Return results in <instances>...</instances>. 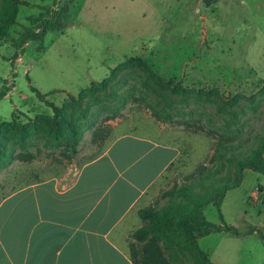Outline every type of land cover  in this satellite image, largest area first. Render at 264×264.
<instances>
[{"label": "rangeland", "instance_id": "374dc122", "mask_svg": "<svg viewBox=\"0 0 264 264\" xmlns=\"http://www.w3.org/2000/svg\"><path fill=\"white\" fill-rule=\"evenodd\" d=\"M23 1L29 5H19L17 23L0 42V90L8 89L0 102V147L37 153L43 141V153L0 172V200L47 179L72 182L120 136L162 137L180 147L181 157L152 192L151 206L164 205V193L200 167L215 166L221 184L239 183L222 203L224 222L264 232V174L237 165L264 141V0H218L210 7L203 0H76L68 26L47 33L43 50L31 42L18 51L11 39L50 4ZM10 6L0 0V25ZM123 63L132 66L111 80ZM32 88L52 93L48 101L81 127L78 154L72 155L67 127H53V109ZM88 88L95 95L73 101ZM216 153L223 157L210 164ZM204 216L222 224L213 204ZM133 243L129 237L130 254ZM201 253L207 262L195 260ZM174 264H264V242L257 234L214 233Z\"/></svg>", "mask_w": 264, "mask_h": 264}, {"label": "crops", "instance_id": "0c3cea01", "mask_svg": "<svg viewBox=\"0 0 264 264\" xmlns=\"http://www.w3.org/2000/svg\"><path fill=\"white\" fill-rule=\"evenodd\" d=\"M180 157L166 138L123 135L72 182L51 178L3 197L0 264H133L125 246L142 227L138 212Z\"/></svg>", "mask_w": 264, "mask_h": 264}, {"label": "trees", "instance_id": "16d2710c", "mask_svg": "<svg viewBox=\"0 0 264 264\" xmlns=\"http://www.w3.org/2000/svg\"><path fill=\"white\" fill-rule=\"evenodd\" d=\"M12 12L3 13L0 25V42L8 37L12 26L17 23L19 5H29L22 0H9ZM50 2L47 6L41 7L38 16L28 18L29 27H25L17 38H12L11 42L15 49L22 51L26 45L31 42H40L41 50L44 49L43 42L45 35L49 32H62L70 20L71 7L76 0H41ZM218 0H203L207 7L217 3ZM131 63H123L112 71L110 79H115L118 74L131 67ZM139 66L147 67V64L140 62ZM105 89L106 82L100 84ZM38 99L51 107L55 117L52 122L53 127L59 128L65 125L71 137L72 155L79 152L83 133L81 127L72 122L64 108H59L54 103L48 101L49 94H43L37 89L32 88ZM8 89L0 90V102L7 96ZM95 95L93 88H88L81 95ZM81 106V104H79ZM116 111V110H115ZM38 142L36 145L37 153L28 152L15 154L1 150L0 147V172L7 169L12 162L20 160L28 162L38 159L43 153ZM46 148L50 146L44 144ZM223 156L216 153L211 158V163ZM69 158H71L69 156ZM240 171L251 169L252 171L264 174V141L262 149L255 151L251 157L237 162ZM220 169L215 166L199 168L197 174L188 177L186 182L177 185L164 193L165 204H155L148 208L139 210L138 215L142 222V227L136 230L131 239L134 243L131 246V259L133 264H174L176 260L184 254L187 249H196L197 240L207 237L214 233H226L235 237L251 236L257 234L264 242V232L256 228H250L246 232H240L237 228L229 226L224 222L221 212V206L228 191L235 189L239 183L229 186L221 184L218 178ZM213 204L219 214L222 224L217 225L206 219L204 209ZM201 256H195L197 262H207L209 260L207 253H201Z\"/></svg>", "mask_w": 264, "mask_h": 264}]
</instances>
